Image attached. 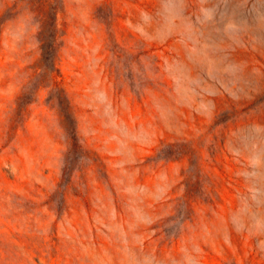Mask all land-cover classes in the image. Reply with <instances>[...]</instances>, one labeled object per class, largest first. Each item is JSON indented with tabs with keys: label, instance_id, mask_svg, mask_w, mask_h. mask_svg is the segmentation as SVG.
<instances>
[{
	"label": "rangeland",
	"instance_id": "rangeland-1",
	"mask_svg": "<svg viewBox=\"0 0 264 264\" xmlns=\"http://www.w3.org/2000/svg\"><path fill=\"white\" fill-rule=\"evenodd\" d=\"M0 264H264V0H0Z\"/></svg>",
	"mask_w": 264,
	"mask_h": 264
}]
</instances>
